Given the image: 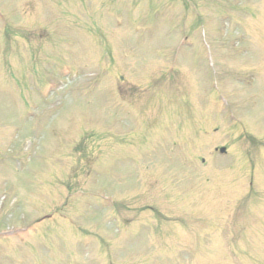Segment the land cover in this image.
I'll use <instances>...</instances> for the list:
<instances>
[{
	"label": "rangeland",
	"instance_id": "374dc122",
	"mask_svg": "<svg viewBox=\"0 0 264 264\" xmlns=\"http://www.w3.org/2000/svg\"><path fill=\"white\" fill-rule=\"evenodd\" d=\"M0 264H264V0H0Z\"/></svg>",
	"mask_w": 264,
	"mask_h": 264
}]
</instances>
